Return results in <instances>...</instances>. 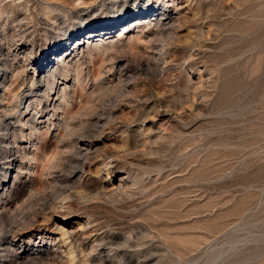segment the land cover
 I'll return each mask as SVG.
<instances>
[{
    "label": "rangeland",
    "instance_id": "1",
    "mask_svg": "<svg viewBox=\"0 0 264 264\" xmlns=\"http://www.w3.org/2000/svg\"><path fill=\"white\" fill-rule=\"evenodd\" d=\"M88 3L0 0V264H71L67 233L89 220L99 239L74 242L76 264H264V0H174L171 26L145 23L41 74L82 10L99 23L85 38L143 18L113 24L107 2ZM63 88L68 106L53 103ZM81 155L88 203L69 220Z\"/></svg>",
    "mask_w": 264,
    "mask_h": 264
},
{
    "label": "bare ground",
    "instance_id": "2",
    "mask_svg": "<svg viewBox=\"0 0 264 264\" xmlns=\"http://www.w3.org/2000/svg\"><path fill=\"white\" fill-rule=\"evenodd\" d=\"M127 1L128 0H88V4H90V7L93 8L94 11H97L98 9V3L101 2H107L105 8L106 11L103 12L101 14V18H110V20L113 22V24H120V21L123 20V18L129 16L130 15H136L139 14L138 17L135 19L137 20L139 17H143L141 20V23H134L132 22L130 25L125 26L123 28H120V32L119 31H115L116 27L114 25H112V27L107 30L106 32H101L98 33H89V35L85 38L84 37V33L87 31L86 28H96L99 23H96V19H98V17H91L90 18V13L86 14V18L82 20L84 13L87 12L85 10H82L81 17L78 19V22L76 24H74L73 32L71 33V36L69 37V39L65 38V34H62L60 37V40H62V42L59 45V48H62V53L60 56H58L57 58L53 59L50 57H47L45 59H42L39 64H37L39 71L41 72V74L43 73L44 75H49L52 74L54 71H56L58 69V67L60 66H68L69 63H72L73 60H75L77 57L80 58H84V56H88L90 51L94 48H96L97 46H101L103 44L106 43H112L114 42V37L116 34L120 33V37H122L124 34H127L129 32H133L136 27H139L140 25H143L145 23H154L156 22L158 25H164V26H168L172 23H174V21L177 19V16H179L182 12L180 11L181 9L175 8L172 9L170 6H174V0H165L166 2H170L171 4L168 7H161L160 5L157 4V2L149 0L148 1V5L143 7V10H138V8L143 6V1L144 0H130L133 1L132 4L127 5ZM102 5V4H101ZM130 6L133 7V9L130 8ZM136 6V7H135ZM102 7V6H101ZM131 9L130 13H126V11L128 10V8ZM117 8H119L118 10H116ZM184 8V7H181ZM104 10V9H103ZM98 12V11H97ZM118 14V15H117ZM132 16V17H133ZM131 17V18H132ZM100 18V17H99ZM85 25H88L87 27L84 28ZM114 26V27H113ZM171 26V25H170ZM162 28V27H161ZM165 28V27H164ZM167 28V27H166ZM118 29V28H117ZM172 29V28H171ZM174 29V28H173ZM92 30V29H90ZM168 30V29H167ZM166 31V30H164ZM164 33V32H163ZM173 33V32H172ZM79 35L78 39H76L74 41L73 44H70V40L74 38H76V36ZM119 36V35H118ZM170 36V35H169ZM119 37V38H120ZM173 37V36H172ZM167 38V37H166ZM172 39V38H171ZM196 44V43H195ZM168 46V45H167ZM177 47V46H176ZM190 47V46H189ZM159 49V48H158ZM164 49V48H163ZM166 49V48H165ZM186 51V50H185ZM162 52V50H161ZM170 52V46L169 48L164 51L163 53H165V55H168ZM190 52V50H189ZM157 53V52H156ZM190 55V54H189ZM197 54L195 53V50L191 52L190 57L193 59L192 61H190L191 63L195 64V61L197 60ZM162 57V56H161ZM165 57V56H164ZM168 57V56H167ZM199 57V56H198ZM195 60V61H194ZM77 61H80V59H78ZM118 62V61H117ZM122 62V61H121ZM42 63V65H40ZM77 65V64H76ZM73 66V65H72ZM128 66V65H125ZM167 66V65H166ZM196 66V65H195ZM77 67V66H76ZM72 68V67H71ZM125 68V67H124ZM65 69V68H64ZM67 71V70H66ZM121 71V69H120ZM125 71H127V73H131L130 69H125ZM52 72V73H51ZM59 72V71H58ZM77 72V71H76ZM74 74V73H73ZM66 78V77H65ZM76 78V77H75ZM78 78V77H77ZM199 78V77H198ZM44 79V78H43ZM202 79V78H201ZM200 79V80H201ZM66 80V79H65ZM71 80H73L71 78ZM80 80V79H79ZM79 80H73V84L79 83ZM68 81V80H67ZM65 87V86H64ZM69 89V88H68ZM63 92H65V88L62 89V94L58 93L57 98L54 100L53 99V103L57 102L59 98L63 99L66 97V99L64 100V102H67V106H68V96L63 95ZM61 103V102H60ZM56 107V106H55ZM62 107V106H61ZM57 109V108H56ZM189 111V110H188ZM56 112V111H55ZM186 113V112H185ZM57 114V113H56ZM193 114V113H191ZM197 114V113H196ZM62 117V116H61ZM63 118V117H62ZM60 120V119H58ZM81 140V139H80ZM84 140V139H83ZM78 141V140H77ZM90 142V141H89ZM75 144V143H74ZM92 145H84L81 142H77L76 144V148L77 150H83L84 151H90L91 150ZM76 150V151H77ZM126 153V152H125ZM89 154V153H88ZM90 155V154H89ZM92 155V154H91ZM90 157L87 156H80V170L75 171L74 173H72V179L70 181V183H72V185H77L78 190L73 193V195L70 196L69 194V198L64 199V201H62V209H64L65 211L68 212L67 215V219H69V217L73 216V212L74 209L76 210H82V208H84V204L88 203L85 200H88V198L86 199V197L83 195L85 194L83 192V194L79 191L81 190V188L87 187V175H86V171H89V166H86L87 164H90ZM5 159V158H4ZM117 159V158H116ZM121 159V158H120ZM79 160V159H78ZM114 160V159H113ZM120 162V160H117ZM96 162V161H95ZM111 162V161H110ZM114 162V161H113ZM124 162V161H123ZM13 163V162H12ZM100 163V162H99ZM94 164V163H93ZM105 164V163H104ZM92 165V164H91ZM13 166V165H12ZM107 166V165H106ZM87 167V168H86ZM105 167V166H104ZM103 169V167H101ZM87 169V170H86ZM105 169V168H104ZM121 169V168H120ZM124 169V168H123ZM127 169V168H125ZM107 170V169H106ZM105 170V171H106ZM128 170V169H127ZM111 171V170H110ZM113 179H115V181L118 183L117 187L119 188H123L126 184H128V177H127V173H122L119 174L118 170H116V168H113ZM102 172V170H101ZM91 173V171H90ZM89 173V175H90ZM100 173V172H99ZM108 173V172H107ZM102 174V173H101ZM103 175V174H102ZM122 176L120 178H116L119 176ZM130 176V175H129ZM103 178V177H102ZM90 179V178H89ZM111 179V177H110ZM90 181V180H89ZM95 183V182H94ZM71 185V187H72ZM92 185V184H91ZM71 187H67V188H71ZM74 187V186H73ZM72 187V188H73ZM76 187V186H75ZM90 187V185H89ZM66 188V189H67ZM71 188V190H72ZM69 191V190H68ZM84 191V189H83ZM113 191V190H112ZM70 192V191H69ZM72 192V191H71ZM127 192V191H126ZM119 193V192H118ZM57 202V201H56ZM90 202V201H89ZM57 205V204H56ZM59 205V204H58ZM86 207V206H85ZM58 208V207H57ZM60 208V207H59ZM61 209V208H60ZM86 209V208H85ZM55 210V209H54ZM57 210V209H56ZM59 211V209H58ZM88 211V210H87ZM53 212V209L52 211ZM85 212V211H84ZM58 213V212H57ZM87 213V212H86ZM55 214V211H54ZM134 214V213H132ZM54 216V215H53ZM51 216V217H53ZM80 216V215H79ZM86 218V217H85ZM74 218H70L69 220H73ZM79 219V218H78ZM81 220V219H80ZM59 221V220H57ZM90 221V220H89ZM87 223V228H80L78 230H76L73 233H67V236H70L72 238L71 240H68L67 242V246L69 251H71V255H72V261L75 262L79 259L78 254L76 253V248H78L79 245V249L80 252H82L83 250V245L84 244H95L96 242H98L99 239V234H98V230H93V227H96L98 225H95V223L93 224L92 222ZM93 221V220H92ZM71 222V221H70ZM83 222V221H82ZM82 225V224H81ZM91 225L93 226L91 229V231H87L89 228H91ZM63 229V228H62ZM96 229V228H95ZM70 232V231H69ZM106 235V234H105ZM66 236V239L68 238ZM65 237V236H64ZM100 241V240H99ZM77 243L78 245H76L75 243ZM165 248V247H164ZM86 249V248H85ZM100 251V250H99ZM79 252V253H80ZM90 252V251H89ZM90 257V256H89ZM93 257V256H92ZM146 257V256H145ZM81 259V258H80ZM79 259V260H80ZM71 260V258H70ZM73 262H70L71 264H74ZM78 263V262H77Z\"/></svg>",
    "mask_w": 264,
    "mask_h": 264
},
{
    "label": "water",
    "instance_id": "3",
    "mask_svg": "<svg viewBox=\"0 0 264 264\" xmlns=\"http://www.w3.org/2000/svg\"><path fill=\"white\" fill-rule=\"evenodd\" d=\"M56 53L58 52V51H55Z\"/></svg>",
    "mask_w": 264,
    "mask_h": 264
}]
</instances>
